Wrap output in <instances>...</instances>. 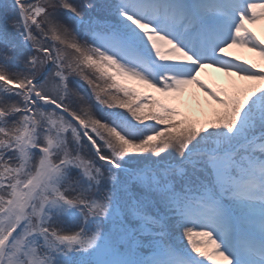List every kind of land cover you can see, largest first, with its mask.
Returning <instances> with one entry per match:
<instances>
[{
    "label": "snow or ice",
    "instance_id": "1",
    "mask_svg": "<svg viewBox=\"0 0 264 264\" xmlns=\"http://www.w3.org/2000/svg\"><path fill=\"white\" fill-rule=\"evenodd\" d=\"M0 9V264H264V0Z\"/></svg>",
    "mask_w": 264,
    "mask_h": 264
},
{
    "label": "rangeland",
    "instance_id": "2",
    "mask_svg": "<svg viewBox=\"0 0 264 264\" xmlns=\"http://www.w3.org/2000/svg\"><path fill=\"white\" fill-rule=\"evenodd\" d=\"M4 2V0H0V3ZM0 14H2V9H0ZM257 30L260 31L262 34H264V22L263 25L260 23L259 25L256 26ZM255 59H259V57L255 58ZM208 73L206 74V78H211L214 79L215 83L220 84V85H225L227 84L228 80L227 77L224 76L223 73H219L214 69L209 68ZM208 74H211V76L209 77ZM197 93V92H196ZM200 98L202 99L204 94L203 93H198ZM189 100L191 103L195 104V97H189Z\"/></svg>",
    "mask_w": 264,
    "mask_h": 264
},
{
    "label": "bare ground",
    "instance_id": "3",
    "mask_svg": "<svg viewBox=\"0 0 264 264\" xmlns=\"http://www.w3.org/2000/svg\"><path fill=\"white\" fill-rule=\"evenodd\" d=\"M261 24L263 25V22H261ZM233 51H234L235 53L242 54V55H244V56H246V57H248V58H252V59L257 58L256 54L251 53V52H249V51L246 50V49H234ZM214 70H215V69H214ZM207 73H208V71L205 73V76H206ZM195 92H197V93H202L199 89H195Z\"/></svg>",
    "mask_w": 264,
    "mask_h": 264
}]
</instances>
